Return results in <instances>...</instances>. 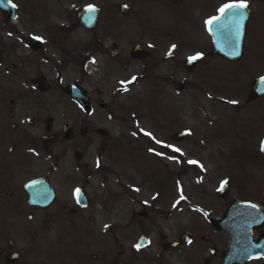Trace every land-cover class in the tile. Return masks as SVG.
<instances>
[{"label":"rangeland","instance_id":"374dc122","mask_svg":"<svg viewBox=\"0 0 264 264\" xmlns=\"http://www.w3.org/2000/svg\"><path fill=\"white\" fill-rule=\"evenodd\" d=\"M20 1L28 2L32 7L22 6L21 9H29L36 15L24 19L23 29L30 31L31 28V32H36L38 25L48 20L67 24L65 18L69 14L75 15L89 5L100 10L97 29L89 33L78 28L72 37L77 41V47L68 42L62 49L66 52L78 50L81 60L88 57L87 47L95 49L86 61L96 63L94 68L88 64L84 70L86 63L82 66L89 77L84 90L95 102L100 98L97 95L99 90L101 100L107 104L105 112L97 107L91 117L87 116L88 122L94 125L90 133L94 145L80 167L82 180H77L92 186L94 226L86 230L82 225L80 232L78 227L69 225L73 222L63 223L59 229L58 226L55 228L56 236L45 230L41 213H38L37 222L30 223L26 218L29 212L24 213L26 220L22 221L17 218V212L3 207V218L0 217L3 219V233L14 242L20 256L26 255V259L21 257V264L44 263L42 259L48 264H63L92 241L97 242L98 247L105 243L120 248L128 229L127 218L133 212L147 210L152 217L151 210L161 211L153 213V219L157 221L150 223L153 234L155 226L158 230L164 229V222L158 215L169 214L171 204L181 207L190 200L205 198L203 184L209 181L219 183L223 181L219 178H237L238 175L244 177V183L248 181L251 161L246 162L245 151L249 142H253L250 135L259 130L256 125H264L261 109L264 99L251 98V83L264 75V0H248L252 20L241 61L226 63L211 56L189 71L183 61L197 53H203V57L211 54L207 19L218 12V7L231 0H183L176 6L168 0ZM123 4L130 7L127 16L119 12V6ZM10 30L16 31L19 27H6L0 18V47L24 56L19 47L12 52L18 36ZM172 45L176 48L169 56ZM135 46L150 54L148 67H153L147 69L141 81L138 77L142 74L143 62L132 61L130 57ZM125 64L129 65L128 68L124 67ZM74 77L68 70L61 80L69 82ZM133 77L136 78L134 81ZM11 81L15 87L20 86L19 78L14 77ZM184 81L187 83L182 87ZM110 114L114 117L110 118ZM99 129L106 131L108 137L100 135ZM145 132L151 133V137ZM178 134H185V138L176 140ZM152 137L180 148L184 154L161 148ZM149 149L166 155L156 156ZM226 151L233 153L226 154ZM169 155L176 159H167ZM43 159L39 163L38 159H33L27 174L16 171L12 175L15 170L4 168L13 160L12 155L7 154L0 165V184L13 178L14 184L18 183L20 188L19 195L23 194V182L44 172ZM189 160H196L198 164H189ZM67 169L64 166L63 171L67 172ZM208 172L211 173L209 181L205 178ZM62 182L69 185L72 178ZM181 195L185 197L183 200ZM181 221L184 222L182 218V224ZM130 223L134 225L133 221ZM84 231L93 232L95 238L88 237ZM136 233H139L138 228H132V234ZM75 262L79 259L76 261L72 257L71 263Z\"/></svg>","mask_w":264,"mask_h":264},{"label":"flooded vegetation","instance_id":"af4514ba","mask_svg":"<svg viewBox=\"0 0 264 264\" xmlns=\"http://www.w3.org/2000/svg\"><path fill=\"white\" fill-rule=\"evenodd\" d=\"M12 1L17 5L19 31H27V28L23 27L26 14L29 13L21 9L26 3L20 0ZM68 20V27L64 23L63 27H60L61 23H44L38 25V33L31 32V28L28 29L29 34L24 33L25 36L15 33L18 37L12 52L19 47L24 56L9 53L0 47V165L7 154H11L13 160L4 168L15 170L12 175L16 174V171L24 175L31 169L29 164L33 163V159H38L39 163L40 159L44 158V172L23 182V194L19 195L20 188L18 183L14 184L13 178L0 184V217L3 218V207L17 212V218L22 221L26 220L24 213L29 212L26 218L30 223L37 222V216L40 215L38 213H41L45 230L56 236L55 228L58 226L59 229L63 223L73 222L69 225L78 227L80 232L82 225L86 230H89V226H94L92 186L77 181L78 178L82 180L79 176L80 167L87 158V152L94 145L90 135L94 125L88 122L87 116L64 93L70 84L84 88L89 77L83 73L78 50L70 49L66 52L62 49L68 42L72 47L78 45L77 41L72 39L73 32L78 27L72 22V18L68 17ZM4 25L8 27L10 24L4 22ZM61 30L68 33L63 36ZM35 35L43 39L32 41ZM210 52L204 60L213 56L226 62L214 53V49ZM149 60L150 56L142 64L144 72L148 69V63L145 62ZM198 64L201 62L192 66ZM128 66L124 65L125 68ZM150 67L153 68L152 65ZM68 70H71L75 77L69 82L61 81ZM51 76L54 78L51 79ZM14 77L19 78V87L12 84L11 79ZM186 83L182 82V87H185ZM43 88L48 91L43 93ZM97 95L100 98L95 102L88 94L93 111L98 107L105 112L107 104L102 102L99 90ZM262 99L264 98L255 100ZM261 109L264 113V105H261ZM92 115L93 113L88 117ZM110 117L114 116L110 114ZM78 126L81 128L77 129ZM256 126L259 130L250 135L253 142H249L245 151L246 162L251 161L247 182L244 183V177L240 175L237 178H219L218 180L228 181L223 190H220L222 181L210 183L211 173L208 172L205 178L209 182L203 184L205 198L190 200L181 207L171 204L169 214L158 215L164 222V229L158 230V226H155L156 230L151 234L153 225L150 223L157 222L153 219V213L161 211L151 210L152 217L147 210L133 212L127 218L128 229L125 230L123 246L118 247L119 249H115L112 244L108 246L104 243L98 247L95 241L87 242L79 254L67 258L63 264H264V154L260 148L261 141H264V125ZM66 127L69 128L67 137L64 135ZM68 137L71 139L68 140ZM56 146L59 148L56 149ZM229 153L233 151H226V154ZM64 166L68 168L67 172L63 171ZM69 177L72 178V183L63 184V179ZM42 178L48 181L55 199L44 209L31 208L27 205L24 188ZM76 189H80L79 194ZM252 205L256 207L253 208ZM181 218L184 220L181 221L182 224ZM2 220L0 264H21V257H27L20 256L14 242L3 233ZM132 221L135 226L130 225ZM135 227L139 233L132 234V228ZM84 233L90 238H95L93 232ZM143 237L145 245L140 244ZM138 244L139 250L136 248ZM93 248L96 250H92ZM72 257H75L76 261L79 259V262L71 263ZM42 260L44 263L40 264H48L45 259Z\"/></svg>","mask_w":264,"mask_h":264},{"label":"water","instance_id":"95a60500","mask_svg":"<svg viewBox=\"0 0 264 264\" xmlns=\"http://www.w3.org/2000/svg\"><path fill=\"white\" fill-rule=\"evenodd\" d=\"M172 2H180L182 0H171ZM129 8L127 6L121 7L122 14L126 15ZM246 18L242 22V29L239 37L237 38L235 34L234 26H229L226 29H218L215 24L210 26L211 33L214 38V49L215 53L221 56H225L230 60L238 59L241 55V48L245 38V27L249 17V11L246 9ZM79 24L86 27L88 30L95 28L98 21V11L92 14V19H89V15L86 13V10L78 14ZM238 53V54H237ZM144 55L142 51L136 49L133 52V57L140 59ZM79 93H71L72 97L78 102H81L84 97V93L78 91ZM252 93L254 97H263L264 96V87H262L261 80L256 82L252 88ZM82 95V96H81ZM44 181L39 180L34 183H31L27 192L29 194V203L38 207H46L54 199V193L50 186L43 183ZM47 193L49 195H47ZM44 196H49V201L44 202Z\"/></svg>","mask_w":264,"mask_h":264},{"label":"snow or ice","instance_id":"6c2138e0","mask_svg":"<svg viewBox=\"0 0 264 264\" xmlns=\"http://www.w3.org/2000/svg\"><path fill=\"white\" fill-rule=\"evenodd\" d=\"M17 7L16 4L12 3V0H0V10H7L9 8L15 9ZM249 7L248 0H231L229 3L223 4L217 11L218 15H215L211 17L209 20L206 21V24L211 26L215 24L218 29H226L229 26H234L235 28V34L237 38L239 37L242 29V22L246 18V9ZM98 11V8H96L94 5H89L86 8V13L89 15V19H92V14L96 13ZM34 39L42 40V37H34ZM176 48V45H172L171 49L168 52V55L171 56L173 54V50ZM238 54V53H237ZM203 53H197L194 56H190L189 62L202 59ZM136 78L133 77L132 80L134 81ZM132 81H129L131 83ZM261 84L262 87H264V78H261ZM124 90H127L126 88ZM232 103H235L233 101ZM135 135V133H133ZM147 136L151 137V133H144ZM152 139L155 141L157 145H160L163 149H170L172 152L180 153V155H183L184 153L181 151L180 148L174 147L172 144L165 143L160 140H155V137H152ZM261 151H264V141H261L260 145ZM149 151L153 152L156 156H165L166 153L162 151H156L155 149H149ZM167 159L175 160L176 157L174 156H167ZM189 164H198V161L196 160H189ZM202 168L203 165H200ZM228 181H222L221 182V188L220 190H223L224 186L227 185ZM139 191V189H137ZM76 193H80V189H76ZM155 198V197H154ZM185 197L181 195L180 199L183 200ZM79 202V200H78ZM253 208L256 207V205H252ZM107 227V226H106ZM191 243V241H189ZM252 247H258V245H252ZM137 250H139L140 245H136Z\"/></svg>","mask_w":264,"mask_h":264}]
</instances>
